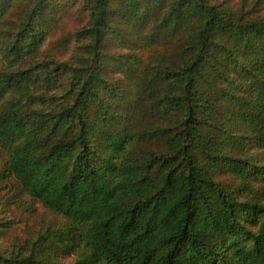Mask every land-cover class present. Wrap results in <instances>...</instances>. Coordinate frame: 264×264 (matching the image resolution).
<instances>
[{
    "label": "trees",
    "instance_id": "trees-1",
    "mask_svg": "<svg viewBox=\"0 0 264 264\" xmlns=\"http://www.w3.org/2000/svg\"><path fill=\"white\" fill-rule=\"evenodd\" d=\"M0 206V264H264V0H0Z\"/></svg>",
    "mask_w": 264,
    "mask_h": 264
},
{
    "label": "rangeland",
    "instance_id": "rangeland-1",
    "mask_svg": "<svg viewBox=\"0 0 264 264\" xmlns=\"http://www.w3.org/2000/svg\"><path fill=\"white\" fill-rule=\"evenodd\" d=\"M11 221H12V217L8 214V211L4 210L3 212L0 206V230L3 226L9 225ZM39 232H40V229L34 232V238L38 236ZM24 243L25 241L22 238H17V241H15L13 245L5 244L2 241H0V249L4 251V253H6L12 249L11 247L17 248L19 245H22ZM29 249L27 251H29ZM47 254H48L47 261H50V263H55V264H75L76 263L75 256L65 255V254H60V253L54 254V253H50V251L48 250H47Z\"/></svg>",
    "mask_w": 264,
    "mask_h": 264
}]
</instances>
